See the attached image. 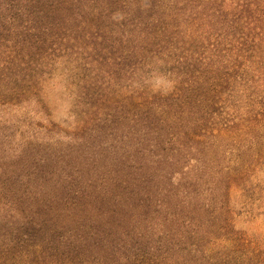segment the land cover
I'll return each mask as SVG.
<instances>
[{"label": "trees", "instance_id": "16d2710c", "mask_svg": "<svg viewBox=\"0 0 264 264\" xmlns=\"http://www.w3.org/2000/svg\"><path fill=\"white\" fill-rule=\"evenodd\" d=\"M115 15L121 18L117 20ZM58 59H68V63L81 60L74 67L79 71H87L84 66L93 63H105L108 69L117 66L119 71L122 66L130 82L127 119L132 122V117L139 116L141 141L152 149L140 153L142 158L136 162L137 158L128 155L130 148L110 134L112 143L107 139L100 149L95 145L97 151H84L86 159L95 157L86 167L97 173L93 175H100L102 186L116 179L121 180V186L112 189L108 184L111 192L103 187L102 196L94 202L89 192L65 194L63 202L53 207L56 214L74 218V210L88 208L93 202L89 208L96 211L87 212L89 217L82 216L78 223L89 232L84 236L94 238L101 232L105 246L111 243L124 248L129 232L124 197L131 201L143 196V182L148 185L154 176L159 179L166 167L186 160V170L177 173L184 181L189 179L187 186L182 185L184 189L176 193L159 191L158 207L171 223L181 211L185 212L183 217L193 214L185 217L187 223L181 219L189 249L185 258H167L160 264H264V242L230 229L233 212L228 205L232 187H241L255 175L264 178V0H0L1 92L30 95L36 91L43 69ZM151 70L171 75L169 93L153 94L141 83L132 86ZM6 72H16L14 80H19L20 86L10 87ZM97 72L93 69L85 77L87 85L108 100L112 71H104L106 77ZM104 116L109 125L112 115ZM95 135L87 136L93 139ZM77 138L89 142L84 134ZM65 167L70 170L71 165L65 163ZM71 175H67L68 180L75 179ZM127 178L136 181L140 192L126 189ZM78 183L69 182L74 186ZM257 190L264 192L259 185ZM21 196L20 200L30 201ZM180 196L183 199L178 202ZM32 200L38 210L26 208L31 218L18 208L12 209L20 222L13 229L16 239L10 229L0 234V264H76L59 246L66 243L65 235L57 236L58 250L50 249L55 243L51 236L62 227H55L51 213L42 208L45 202L57 201L48 200L40 191ZM90 218L103 224L99 222V229H94L87 223ZM33 231L42 233L27 242ZM69 236L86 240L83 235ZM208 238L211 246L202 248ZM221 242L229 252L238 253L236 259L230 254L211 253L219 250ZM105 259L82 262L130 264L128 256L120 252L114 261Z\"/></svg>", "mask_w": 264, "mask_h": 264}, {"label": "rangeland", "instance_id": "374dc122", "mask_svg": "<svg viewBox=\"0 0 264 264\" xmlns=\"http://www.w3.org/2000/svg\"><path fill=\"white\" fill-rule=\"evenodd\" d=\"M115 16L117 20L121 18L120 15ZM86 52L92 57L91 51L87 49ZM87 53L83 56H87ZM80 57H82V52ZM79 62L81 60L70 63H68V59L54 61L50 68L43 69L36 91L34 90L30 95L3 94L0 89V230L7 228L5 231H0V234H7L10 229L11 236L16 239L13 229L16 222H20V220L17 213H12V209L18 208L19 212L22 211L23 216L31 218V212L37 209V203L32 199L40 191L41 194L46 195L48 200L57 201V203L45 202V207L42 209L51 213V219H55L57 222L55 227H62L54 233L56 238L51 236L55 242L52 243L54 245L48 246L55 252L58 250L55 247L57 236L65 235L66 243L59 246L66 256L73 258L76 264H83L82 261L89 258H92L94 263L104 261L105 258L114 261L117 259L118 252L128 256L127 261L130 264H160V262H167V258L170 260H174L177 256L185 258L189 245L185 247L187 242L184 238L185 228H182L181 219L187 223L185 217L194 216L190 214L183 217L181 213L185 212L181 211L179 217L172 220L173 223L166 221L165 213L158 207L160 198L158 192L166 189L176 193L184 189L182 185L187 186L189 179L185 178L184 181L182 175L177 173L186 170L188 165L186 160L166 167V172L161 174L159 179L158 175L154 176L148 185L143 182L142 192L145 196H136L131 201H127V197H124L129 219V232L125 239L127 243L123 244L124 248L112 247L111 243H106L105 246L102 243L105 238L104 234L98 232L94 238L86 237L84 235L89 232H84L83 228L80 229L78 223L82 216L85 215L88 218L89 214L96 211L95 207L89 208V206L94 202V198L99 197L100 199L103 187L110 193L108 184H112V189L121 186L120 179H116L115 182H103L102 186L98 179L100 175H93V170L89 171V168L86 167V164L95 160V157L90 156L88 160L82 153L84 151L91 152L89 148L97 151L98 144L100 149L107 139L111 140L109 139L111 138L110 134L120 138L124 142L125 148H130L128 155L133 160L137 158L136 162H140L142 158L140 153L145 149H152V147L141 141L143 130L139 124V116L136 114L132 117L130 120L132 122L127 119L130 107L129 100L126 99L128 94L126 90L130 82L125 69L122 66L119 68L120 71L117 70V66L108 69L105 63H98L100 66L93 63L91 66H84L87 71H79L74 69ZM120 63L123 65V62ZM93 69H98L97 74L100 77H106L104 71L113 72V74L111 72L113 80L109 83V91L112 92L110 99H104L103 96L97 94V88L91 89L87 85L89 83L86 82L85 77ZM6 74L11 78L10 87L20 86V81L14 80L13 74L16 72H6ZM98 79L99 77H97ZM140 79L138 82H133L132 86L137 87L141 83L153 94L160 92L166 95L172 90L173 83L170 74L151 70L142 74ZM97 86H100V83H97ZM102 105L106 107L103 108ZM104 113L112 115L109 116V120H112L109 121V125L105 122ZM153 118L156 120L158 116ZM84 130L85 132H82ZM96 131L98 133L95 135ZM79 134H84L85 142L89 141L88 144L77 138L80 136ZM89 134L95 135V137L92 139L87 136ZM136 152H139L138 156ZM65 163L71 165L70 170L65 167ZM67 175H71L75 179L68 180ZM106 176L113 177L112 175ZM127 179L126 189L140 192L135 187L136 181L132 178ZM69 182L79 183L74 186ZM257 185L264 189L263 176H252L249 182L243 183L240 185L241 187H232L229 190L228 205L233 212L230 229L232 227L235 232L263 243L264 192L263 190L258 191ZM73 192L92 193L93 202L87 204L88 208L79 209L82 212L74 210L76 212L74 218L56 214L58 210L53 207H58V203L63 202L65 194L72 195ZM21 195L29 197L30 201L20 200ZM106 196L113 198L110 195ZM182 199L183 197L180 196L178 202ZM26 208H29L31 212ZM87 212H89L88 215ZM99 222L93 221V218L87 221L94 229H99L103 224ZM32 233L34 235H30L27 242L37 238L42 232L36 234L33 231ZM70 234L83 235L86 240L80 241L71 236L72 244ZM204 242L202 248L211 246V244H207V242H211L209 238ZM97 243L99 245H96ZM178 247L181 249L178 250ZM218 249L211 253L213 255L225 253L233 256V259L237 258L238 253L226 250L228 248H224L222 242ZM117 250L119 251L115 253Z\"/></svg>", "mask_w": 264, "mask_h": 264}]
</instances>
